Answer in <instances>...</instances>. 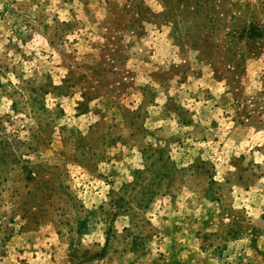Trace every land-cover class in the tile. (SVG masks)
Returning <instances> with one entry per match:
<instances>
[{
  "label": "rangeland",
  "instance_id": "rangeland-1",
  "mask_svg": "<svg viewBox=\"0 0 264 264\" xmlns=\"http://www.w3.org/2000/svg\"><path fill=\"white\" fill-rule=\"evenodd\" d=\"M244 20L264 27V0H0V264H264V48L240 57ZM238 62L235 96L212 66ZM165 145L180 172L119 211Z\"/></svg>",
  "mask_w": 264,
  "mask_h": 264
},
{
  "label": "trees",
  "instance_id": "trees-1",
  "mask_svg": "<svg viewBox=\"0 0 264 264\" xmlns=\"http://www.w3.org/2000/svg\"><path fill=\"white\" fill-rule=\"evenodd\" d=\"M234 31V30H233ZM233 39L240 41H246V50H243L240 54L241 58H246V53H257V49L264 48V27L258 20L256 22L242 21L239 28L232 32L230 35ZM213 72L221 78L225 77L229 86V93L237 95L240 92L241 76L246 70V65L243 62L236 64H226L223 66H212ZM224 73V74H223ZM227 73V74H225ZM262 91H264V76L261 80ZM42 133L41 130L34 132L33 136L36 137ZM8 144L0 142V154H4V157H10L11 152H8ZM2 157V156H1ZM143 164L142 168L136 170L134 180L125 185L123 189L117 193L115 205L119 207V211H126L133 209L135 205L139 210H146L155 201V198L160 194L165 181L170 180L171 176H174L180 169L177 168L168 146H158L156 148L151 147L149 151L143 152ZM150 160V163H149ZM203 162L197 161L194 172L202 173ZM38 177V172H28V181L31 182ZM130 200V202H129ZM130 203V204H129ZM132 203V204H131ZM129 204V206H127ZM132 205V206H131ZM127 208V209H126ZM110 241L109 239H107Z\"/></svg>",
  "mask_w": 264,
  "mask_h": 264
}]
</instances>
